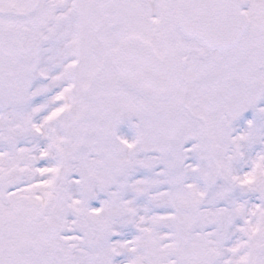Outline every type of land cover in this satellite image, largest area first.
<instances>
[{
    "label": "snow or ice",
    "instance_id": "6c2138e0",
    "mask_svg": "<svg viewBox=\"0 0 264 264\" xmlns=\"http://www.w3.org/2000/svg\"><path fill=\"white\" fill-rule=\"evenodd\" d=\"M0 264H264V0H0Z\"/></svg>",
    "mask_w": 264,
    "mask_h": 264
}]
</instances>
